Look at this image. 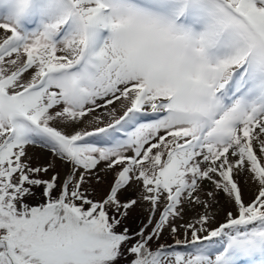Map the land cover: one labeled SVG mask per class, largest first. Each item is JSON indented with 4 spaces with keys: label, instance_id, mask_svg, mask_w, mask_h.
Segmentation results:
<instances>
[{
    "label": "snow or ice",
    "instance_id": "obj_1",
    "mask_svg": "<svg viewBox=\"0 0 264 264\" xmlns=\"http://www.w3.org/2000/svg\"><path fill=\"white\" fill-rule=\"evenodd\" d=\"M0 264H264V0H0Z\"/></svg>",
    "mask_w": 264,
    "mask_h": 264
},
{
    "label": "rangeland",
    "instance_id": "obj_2",
    "mask_svg": "<svg viewBox=\"0 0 264 264\" xmlns=\"http://www.w3.org/2000/svg\"><path fill=\"white\" fill-rule=\"evenodd\" d=\"M40 154V150H36V155L38 156ZM39 162H41V161H39V160H36V161H34V163H39ZM134 194V193H133Z\"/></svg>",
    "mask_w": 264,
    "mask_h": 264
}]
</instances>
